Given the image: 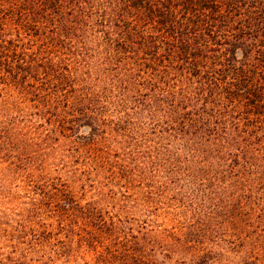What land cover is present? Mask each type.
I'll return each mask as SVG.
<instances>
[{
    "label": "trees",
    "instance_id": "1",
    "mask_svg": "<svg viewBox=\"0 0 264 264\" xmlns=\"http://www.w3.org/2000/svg\"><path fill=\"white\" fill-rule=\"evenodd\" d=\"M11 189L20 264H264V0H0Z\"/></svg>",
    "mask_w": 264,
    "mask_h": 264
},
{
    "label": "rangeland",
    "instance_id": "2",
    "mask_svg": "<svg viewBox=\"0 0 264 264\" xmlns=\"http://www.w3.org/2000/svg\"><path fill=\"white\" fill-rule=\"evenodd\" d=\"M105 200L102 201L101 205L103 211L106 213L107 217H111V214L118 215L119 217V199L111 196L108 191H103ZM29 193L11 190H0V264H20V253L14 248L13 235L17 232L18 223L17 221L22 218L21 212L24 207H30L34 204L31 199L27 198ZM86 197H91L95 195L91 191L84 192ZM100 196V195H99ZM98 194L95 195L96 199L99 197ZM112 197V198H111ZM115 221L119 219L115 216ZM107 226V230H108ZM20 232L18 231L17 235ZM15 239V238H14ZM16 239H18L16 237ZM118 241L116 242V245ZM112 247H109L105 251L106 254L108 249L117 247L113 242ZM163 253L158 254L159 260L163 264H199L197 257H195L191 252H173L170 250H162ZM105 254V255H106ZM72 262L60 261L59 264H71ZM105 264H119V255H114L109 259V261H104ZM85 264V263H81Z\"/></svg>",
    "mask_w": 264,
    "mask_h": 264
}]
</instances>
